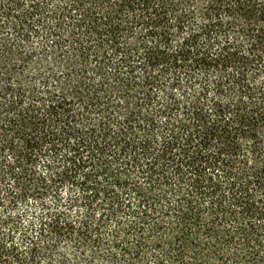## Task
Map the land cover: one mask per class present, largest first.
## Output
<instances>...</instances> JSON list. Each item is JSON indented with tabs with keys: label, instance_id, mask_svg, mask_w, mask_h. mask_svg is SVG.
<instances>
[{
	"label": "trees",
	"instance_id": "obj_1",
	"mask_svg": "<svg viewBox=\"0 0 264 264\" xmlns=\"http://www.w3.org/2000/svg\"><path fill=\"white\" fill-rule=\"evenodd\" d=\"M0 264H264V0H0Z\"/></svg>",
	"mask_w": 264,
	"mask_h": 264
}]
</instances>
